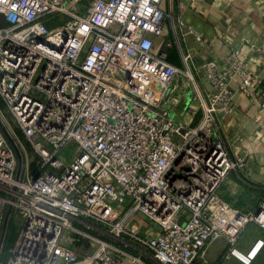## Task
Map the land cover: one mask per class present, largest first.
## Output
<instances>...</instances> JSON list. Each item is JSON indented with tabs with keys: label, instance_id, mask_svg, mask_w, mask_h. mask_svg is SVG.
Returning a JSON list of instances; mask_svg holds the SVG:
<instances>
[{
	"label": "built area",
	"instance_id": "2783aa9c",
	"mask_svg": "<svg viewBox=\"0 0 264 264\" xmlns=\"http://www.w3.org/2000/svg\"><path fill=\"white\" fill-rule=\"evenodd\" d=\"M75 1L0 0V96L40 159L30 167L0 107V238L7 205L23 218L0 264H124L104 240L92 253L74 248L68 232L83 218L134 238L163 264H209L208 247L220 238L230 257L252 264L264 237L244 250L239 236L250 222L264 232V201L245 212L221 195L230 172L246 163L230 158L215 131L233 109L231 82L238 78V92L250 97L259 72L235 51L205 62L208 104L186 127L165 108L180 70L154 49L163 0H92L84 16L69 10ZM249 51L264 60V44ZM4 129L24 160L19 178ZM68 142L76 154L65 166L58 154ZM135 213L161 232L129 229Z\"/></svg>",
	"mask_w": 264,
	"mask_h": 264
},
{
	"label": "crops",
	"instance_id": "0c3cea01",
	"mask_svg": "<svg viewBox=\"0 0 264 264\" xmlns=\"http://www.w3.org/2000/svg\"><path fill=\"white\" fill-rule=\"evenodd\" d=\"M161 7L165 13L163 32L152 37L154 49L166 51L169 62L180 70L165 100V108L177 123L194 127L204 115L211 91L201 69L205 62L222 63L235 51L259 72L255 94L250 97L238 92V78L231 82L236 92L233 109L215 131L230 158L246 163L244 168L230 172L220 187L221 195L239 210H255L264 201V60L249 47L264 44V0H163ZM187 54L191 58L185 61ZM126 224L144 236L161 232L158 224L141 213L133 214ZM91 225L90 219L74 221L68 238L77 250L81 251L77 243L87 242L82 237L92 234ZM260 237L264 232L250 222L239 236V247L245 250ZM106 241L122 254L124 264H163L130 236ZM229 248L225 238L214 241L207 250L208 263L243 264L228 255ZM8 258L9 249L8 254L0 250V260L6 262ZM252 264H264V248Z\"/></svg>",
	"mask_w": 264,
	"mask_h": 264
},
{
	"label": "rangeland",
	"instance_id": "374dc122",
	"mask_svg": "<svg viewBox=\"0 0 264 264\" xmlns=\"http://www.w3.org/2000/svg\"><path fill=\"white\" fill-rule=\"evenodd\" d=\"M91 1L92 0H76L74 3H72L71 8L69 10L71 12H73L75 15L84 16L87 13V8L89 7ZM60 18L67 20L69 18V16H67V15L63 16V17L61 16ZM0 24H1V22H0ZM55 25H56L55 23H52L50 25V27H54ZM0 107L4 113L6 120L10 124L11 128L15 130V132L19 136L21 142L23 143L26 151L28 152L29 160H30V167H33L36 170L40 159H39L38 155L34 152L32 146L27 141V139L25 138L23 133L21 132L16 120L12 116L10 110L7 108V106H6L5 102L3 101V99L1 98V96H0ZM15 144L19 148V145L17 143H15ZM75 154H76L75 143L68 142L67 145H65L64 147H62L59 150L58 155L63 160L64 165L69 166V164L73 161ZM22 163L24 165V160ZM0 193H3L2 190H0ZM9 208H10V206L7 205L5 210H4V215H3L4 221H2L3 223L5 222V214ZM90 221H92L93 226H95V227H93L91 225V228H92L91 233L92 234H88L89 235L88 237L87 236L82 237V238H86L87 242H82V244H79V243L76 244V246L79 247L81 249V251L85 252V253H92L98 245V240L106 241V239H108V238H110V239L117 238L112 233H110L108 231V228L106 226H104L102 223L97 222L95 220H91V219H90ZM22 225H23V218L21 217V215L18 214L17 212L12 211L10 214V217L7 221L5 236H4V239L2 242L1 254H4V253L8 254V249L14 245L15 239L17 238V236H19ZM78 229H80V228H78ZM124 236H122V237H124Z\"/></svg>",
	"mask_w": 264,
	"mask_h": 264
},
{
	"label": "water",
	"instance_id": "95a60500",
	"mask_svg": "<svg viewBox=\"0 0 264 264\" xmlns=\"http://www.w3.org/2000/svg\"><path fill=\"white\" fill-rule=\"evenodd\" d=\"M6 134L8 135V137H9V139H10V141H11L13 147H14V149L16 150L17 156H18V172H17V178H19L20 177V173H21V167H22V155H21V152H20L19 148L15 144L14 140L11 138L10 134L7 131H6ZM11 212H12V207H10L7 210L6 214H5V222H4L3 231H2V234H1V238H0V250L2 248V242H3L4 236H5V230H6L7 221L9 219V217H10ZM258 212H259V209L257 210L256 213H258Z\"/></svg>",
	"mask_w": 264,
	"mask_h": 264
},
{
	"label": "trees",
	"instance_id": "16d2710c",
	"mask_svg": "<svg viewBox=\"0 0 264 264\" xmlns=\"http://www.w3.org/2000/svg\"><path fill=\"white\" fill-rule=\"evenodd\" d=\"M17 238H18V236H17ZM17 238L15 239V242H16ZM14 244H15V243H14ZM10 248H11V247H10ZM10 248H9V249H10Z\"/></svg>",
	"mask_w": 264,
	"mask_h": 264
}]
</instances>
